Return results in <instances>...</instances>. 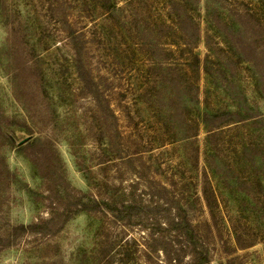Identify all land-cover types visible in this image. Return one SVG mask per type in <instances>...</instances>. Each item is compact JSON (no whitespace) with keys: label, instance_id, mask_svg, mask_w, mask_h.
<instances>
[{"label":"rangeland","instance_id":"rangeland-1","mask_svg":"<svg viewBox=\"0 0 264 264\" xmlns=\"http://www.w3.org/2000/svg\"><path fill=\"white\" fill-rule=\"evenodd\" d=\"M263 28L264 0H0V264H264Z\"/></svg>","mask_w":264,"mask_h":264},{"label":"trees","instance_id":"trees-1","mask_svg":"<svg viewBox=\"0 0 264 264\" xmlns=\"http://www.w3.org/2000/svg\"><path fill=\"white\" fill-rule=\"evenodd\" d=\"M215 11H218V12H219V10H218V9H217V10H215ZM263 29H264V28H263ZM193 55H194V57H195L196 61H198V59H200V57H199L197 54L193 53ZM16 96L18 97V94H16ZM208 117H209V116H208L207 114H205L203 119H206V120H207V119H208ZM20 227H22V228H23L24 226L22 225V226H20ZM195 257H196V256H195ZM196 259H197V258H196Z\"/></svg>","mask_w":264,"mask_h":264},{"label":"water","instance_id":"water-1","mask_svg":"<svg viewBox=\"0 0 264 264\" xmlns=\"http://www.w3.org/2000/svg\"><path fill=\"white\" fill-rule=\"evenodd\" d=\"M26 141H28V138H25L24 140H22V141L20 142V144H24Z\"/></svg>","mask_w":264,"mask_h":264}]
</instances>
